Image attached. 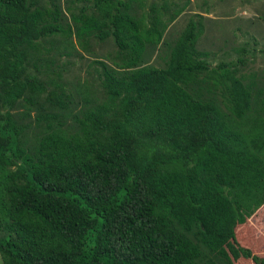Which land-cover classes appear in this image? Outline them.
<instances>
[{
  "label": "trees",
  "instance_id": "16d2710c",
  "mask_svg": "<svg viewBox=\"0 0 264 264\" xmlns=\"http://www.w3.org/2000/svg\"><path fill=\"white\" fill-rule=\"evenodd\" d=\"M49 1L0 0L3 264H231L229 250L264 264L237 230L264 205L252 50L211 64L199 12L165 38L188 0L166 17L170 0ZM91 37L112 39L110 64L69 86L52 53Z\"/></svg>",
  "mask_w": 264,
  "mask_h": 264
},
{
  "label": "rangeland",
  "instance_id": "374dc122",
  "mask_svg": "<svg viewBox=\"0 0 264 264\" xmlns=\"http://www.w3.org/2000/svg\"><path fill=\"white\" fill-rule=\"evenodd\" d=\"M49 5V0H42ZM60 2L62 8L70 6L72 12H78L82 4L87 0H55ZM170 9L164 13L166 17L173 7L180 6L186 0H170ZM152 2L160 3V0H146V5L140 11H146ZM175 3V4H172ZM210 11V12H208ZM68 12V11H67ZM203 13L213 19H204L203 29L198 39V48L209 50L212 56L209 61L217 65L221 61L235 60L238 56L236 48L245 47L252 50L254 55L240 67L244 73L254 72L259 76L264 73V0H188L186 9L176 19L170 23L165 32V38L169 41L175 39L184 29L190 18L198 19L194 13ZM208 12V13H205ZM76 49L68 48V55H58L53 51L52 57L56 58V63L65 64L63 71L64 80L69 86L81 85L84 81L91 82L92 75L95 74L91 63L93 58H102L110 64L109 55L114 54L115 45L111 38L100 41L90 38L87 50H83L80 45L74 42ZM57 47L61 46L56 40ZM162 51V47L159 52ZM82 55V56H80ZM157 66L162 65V61L155 57L154 53L148 54L147 60ZM238 237L241 244L250 248L254 253L264 255V205L250 217L246 224V229L239 228ZM246 238V241L243 238ZM243 240V241H242ZM230 251V250H229ZM226 251L225 261L231 264H252L247 258L242 257L235 250ZM0 264H3L0 253Z\"/></svg>",
  "mask_w": 264,
  "mask_h": 264
}]
</instances>
